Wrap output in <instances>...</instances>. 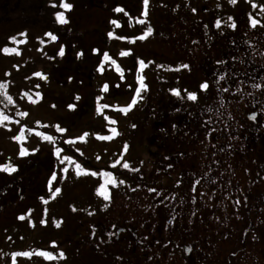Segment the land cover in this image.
I'll return each instance as SVG.
<instances>
[{
    "label": "rangeland",
    "instance_id": "374dc122",
    "mask_svg": "<svg viewBox=\"0 0 264 264\" xmlns=\"http://www.w3.org/2000/svg\"><path fill=\"white\" fill-rule=\"evenodd\" d=\"M24 1L0 22V264H175L157 252L176 223L192 264H264V0H149L146 16L144 0H58L76 5L66 24ZM165 197L159 244L156 224L136 251L99 239L96 221L164 215Z\"/></svg>",
    "mask_w": 264,
    "mask_h": 264
},
{
    "label": "flooded vegetation",
    "instance_id": "af4514ba",
    "mask_svg": "<svg viewBox=\"0 0 264 264\" xmlns=\"http://www.w3.org/2000/svg\"><path fill=\"white\" fill-rule=\"evenodd\" d=\"M17 1L20 3L25 2L24 0H17ZM11 3H12V0H0V9L1 8L6 9L8 7V9L6 11L10 10V8H11L10 4ZM20 13L22 14L21 11H20ZM0 14H1L0 15V22H1L2 21L1 17L5 14L2 11H0ZM16 23H18V22H16ZM15 26H16V28H19V26L17 24H15ZM146 33H147V31L145 32V34ZM232 88L234 89V87H232ZM234 92L236 94L235 90H234ZM259 115L264 117V111L262 109H260L259 111H255L253 116H255V118H256ZM253 116H251L250 118L252 119ZM252 120H255V119H252ZM261 121H262V119H261ZM188 122H190L189 119H188ZM192 122H193V120H192ZM260 127H261V125L259 126V124L255 125V129L260 128ZM262 129H263V132L261 134L264 135V126ZM186 156L187 155L184 153L183 158H185ZM186 172H188L190 174V171H186ZM168 176L169 175L166 174V178ZM47 182L48 183H56V181L53 182L52 180H48ZM146 184L150 185V183H148V182H146ZM196 198H197V196H196ZM168 199L169 198L165 197V200H163L164 204L166 203V205H167V212L165 211L164 215H161L160 212L150 214V213H148V212L146 213L142 210H131L130 211V209H128V211L125 213L126 216L124 217V219L122 221H119V223H116L115 226H109L108 227V226L103 225L102 223H99V221H96V223H94L93 226H96V230L99 232V236L98 235L97 236L99 237L100 240H103V239L104 240H106V239L113 240L116 243L115 245L117 247H120L123 241L128 240L131 244L135 245L133 247H131V245H130V251H133V250L136 251L137 248L140 247L139 245H142L143 243H145L144 240L142 238L138 237V235L136 234L137 230L141 229V231L145 233V232H148V230H150L156 224V228L155 227L152 228V231H154V229H155V231H159L158 233L160 234V236L159 237L157 236L156 239L155 240L153 239V240H154L155 244L156 243L159 244L160 240H162V241L164 240L163 231L166 227L168 228V225H164V223L166 221H168L167 216L170 214V211L172 210V207L168 203L169 201H167ZM158 203L162 204V202H159V201H158ZM82 209H83V207H82ZM157 217H159V219ZM157 221H158V223H157ZM188 227L189 226L184 225L183 223L182 224L176 223L174 227L172 226V228H170L169 232L172 233V235H175L178 239L177 242L176 241L172 242V243H175V245H173V246H175L176 249L173 250L171 253H168V251L164 250V249L158 250V252H157L158 254L161 253V255H165L167 262H170V260H171L175 264H192V261H194V259L192 258V251L194 250L195 244H190V242H188L189 237H186L188 235L185 234L183 231V229H185L187 231ZM88 229H90V228L88 227ZM182 233H184L186 236H184ZM92 234H93V231H91V234L88 233V235H87L88 238L90 236H92ZM102 237H103V239H102ZM153 240L151 243L146 241V246L152 247L153 246V244H152ZM85 243H87V240H85ZM167 243H168V241H167ZM79 245L81 246V244H79ZM102 246L104 248L105 244H103ZM111 246L112 245L110 244V247ZM103 248L101 249L102 252H103ZM105 248H107V247L105 246ZM107 249L110 250L109 251L110 253L113 252L114 254H116L113 250L111 251L110 248H107ZM148 252L149 253H147L148 254L147 257L149 258L151 263L152 264L157 263L156 261H153V258H157V256L151 255V253H154V251L150 250ZM174 257H175V259H174ZM124 263L133 264L134 262L130 258H126V261H124ZM138 264H142V262L140 261V262H138Z\"/></svg>",
    "mask_w": 264,
    "mask_h": 264
},
{
    "label": "snow or ice",
    "instance_id": "6c2138e0",
    "mask_svg": "<svg viewBox=\"0 0 264 264\" xmlns=\"http://www.w3.org/2000/svg\"><path fill=\"white\" fill-rule=\"evenodd\" d=\"M148 2H149V0H144V5H145V12L143 13L145 16L147 15V5H148ZM231 2L232 3H236L237 2V0H231ZM53 6H55V5H53ZM63 8H65V9H68V10H70L71 9V7H72V5H70V4H67V3H63L62 5H61ZM116 11H118V12H122V11H124V9H122V8H117L116 9ZM57 19H58V22L59 23H61V24H66V23H68V21H67V19L64 17V14L63 13H57ZM140 23H143V21H139ZM113 23H115V22H113ZM258 23V21H256V20H253L252 21V26L253 27H255L256 26V24ZM117 26H119V25H117ZM217 26H219V21L217 22ZM232 27H235V25L233 24L232 25ZM151 28H149L148 29V31H147V33L145 34V36H141V37H139V39H145L146 38V35H150L151 34ZM47 35H49L53 40H55L56 39V37L54 36V35H52L51 33H48ZM111 35V34H110ZM5 51H7V50H5ZM60 55H63L64 53H63V50H61V52L59 53ZM81 55H82V53H81ZM122 55H128V53H122ZM105 59H108V56H107V54H105ZM113 63H114V61H113ZM141 63V65L143 66V61H141L140 62ZM184 67H187V65H185ZM100 70H103L102 68L100 69ZM224 77H220V79H223ZM141 83H142V80H141ZM209 87V85L207 84V83H205V84H203V85H201V88L202 89H207ZM6 89H7V84H5V83H0V96H6L7 94H6ZM104 91H107V85H105V87H104V89H103ZM225 91H227V89H225ZM176 95H179V92L177 91L176 93H175ZM140 95V92H139V90L137 91V96H139ZM7 99L9 100V102H11V97L10 96H7ZM78 99V98H77ZM188 99L189 100H196L197 99V97H196V94H194V93H189L188 94ZM135 103V100L133 101V104ZM103 107H108L107 105H104ZM129 109H121V111H124L125 113L128 111ZM22 115H27L26 113L25 114H22ZM9 118L7 117V116H5V115H3V113H0V124H2L5 120H8ZM252 119H255V116H253L252 117ZM18 122V121H17ZM113 123H115L114 121H113ZM61 131H63V130H61ZM47 139H49V140H51L52 138L51 137H46ZM103 139H108V137H103ZM59 149L57 150V152L59 153ZM113 166H115V165H113ZM77 167V169H79V165H77L76 166ZM123 167L124 168H129V165H128V163H124L123 164ZM3 170H10V171H15L16 169L15 168H11V169H3ZM65 171H67V169H65ZM135 171H138V169H136ZM79 174V173H78ZM93 175H96V173H92ZM105 175H108L107 173H105ZM109 182H111V181H109ZM58 191V190H57ZM154 191V190H153ZM105 199H109V197L106 195L105 196ZM45 203H46V201H45ZM237 203H239V201H237ZM21 219H23V217H21ZM57 226H59V225H57ZM24 255H28L27 253H25ZM63 255V253H61V256Z\"/></svg>",
    "mask_w": 264,
    "mask_h": 264
},
{
    "label": "trees",
    "instance_id": "16d2710c",
    "mask_svg": "<svg viewBox=\"0 0 264 264\" xmlns=\"http://www.w3.org/2000/svg\"><path fill=\"white\" fill-rule=\"evenodd\" d=\"M22 3L18 2L17 0H12V3L10 4L11 8L10 10L6 11L8 9V7L5 8H1L0 11H2L4 14H7V18L10 19V21H14L16 23V20L13 19L14 17H16L17 15H20V8H18V5H20ZM24 15V13H23ZM17 29V28H16ZM11 31H13V28H11Z\"/></svg>",
    "mask_w": 264,
    "mask_h": 264
},
{
    "label": "bare ground",
    "instance_id": "6f19581e",
    "mask_svg": "<svg viewBox=\"0 0 264 264\" xmlns=\"http://www.w3.org/2000/svg\"><path fill=\"white\" fill-rule=\"evenodd\" d=\"M51 175H53V173H51ZM113 179H114V178H113ZM113 179H112V181H113ZM112 181H111V182H112Z\"/></svg>",
    "mask_w": 264,
    "mask_h": 264
}]
</instances>
